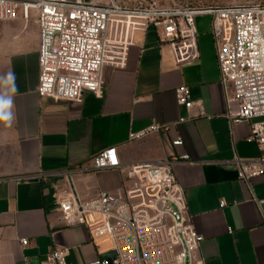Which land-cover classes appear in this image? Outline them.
Segmentation results:
<instances>
[{"label": "crops", "instance_id": "1", "mask_svg": "<svg viewBox=\"0 0 264 264\" xmlns=\"http://www.w3.org/2000/svg\"><path fill=\"white\" fill-rule=\"evenodd\" d=\"M38 32L33 13L24 20L19 10L13 21L0 22V101H12L0 109V116L11 113L0 118V264H40L61 249L65 264L112 259L96 250L84 227L62 222L56 196L64 173L73 172L78 195L89 201L130 191L132 165L184 156L189 162L179 160L172 172L186 217L203 237L197 256L204 264H264V175L244 182L233 165L257 159L259 151L248 141L249 124L225 119L210 17L207 31L196 29L193 63L177 66L148 27L134 35L123 68H103L101 96L83 92L79 102L37 95ZM181 86L195 103L189 111L176 103ZM152 124L165 130L130 141ZM176 139L180 146L172 145ZM108 148H116L121 167L93 171L92 159Z\"/></svg>", "mask_w": 264, "mask_h": 264}, {"label": "built area", "instance_id": "2", "mask_svg": "<svg viewBox=\"0 0 264 264\" xmlns=\"http://www.w3.org/2000/svg\"><path fill=\"white\" fill-rule=\"evenodd\" d=\"M19 10L24 20L31 13L36 17V92L51 102H79L83 92L100 97L103 68H123L134 35L148 27L154 29L159 45L170 48L177 66L193 63L199 55L195 18L210 17L225 119L231 125L249 124L248 141L259 151L253 161H233L237 177L248 182L264 175V0L201 8L162 7L152 0H0V22L13 21ZM175 99L186 111L195 105L185 86L175 89ZM162 130L165 127L152 124L130 135V141ZM172 145L180 146L181 140ZM179 160L189 162L184 156L132 165L130 191L121 196L100 193L89 201L78 195L73 172L64 173V187L56 196L62 222L84 227L97 251L113 254L112 259L94 264H204L197 256L203 237L186 217L183 190L172 172ZM120 167L116 148L92 159L93 171ZM224 205L220 201L219 207ZM65 258V249L54 250L40 264H65Z\"/></svg>", "mask_w": 264, "mask_h": 264}, {"label": "rangeland", "instance_id": "3", "mask_svg": "<svg viewBox=\"0 0 264 264\" xmlns=\"http://www.w3.org/2000/svg\"><path fill=\"white\" fill-rule=\"evenodd\" d=\"M155 4L165 7L172 5H188L190 7H208L213 5H233L243 3V0H152ZM208 16H199L195 18V25L198 32L208 30Z\"/></svg>", "mask_w": 264, "mask_h": 264}, {"label": "clouds", "instance_id": "4", "mask_svg": "<svg viewBox=\"0 0 264 264\" xmlns=\"http://www.w3.org/2000/svg\"><path fill=\"white\" fill-rule=\"evenodd\" d=\"M12 106V101L10 99H5L3 101H0V109H10ZM11 113L4 114L0 116V118L4 120H10Z\"/></svg>", "mask_w": 264, "mask_h": 264}]
</instances>
